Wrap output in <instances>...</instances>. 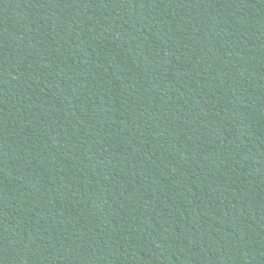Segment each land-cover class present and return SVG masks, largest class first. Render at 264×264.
I'll list each match as a JSON object with an SVG mask.
<instances>
[{
  "label": "trees",
  "instance_id": "16d2710c",
  "mask_svg": "<svg viewBox=\"0 0 264 264\" xmlns=\"http://www.w3.org/2000/svg\"><path fill=\"white\" fill-rule=\"evenodd\" d=\"M0 264H264V0H0Z\"/></svg>",
  "mask_w": 264,
  "mask_h": 264
}]
</instances>
